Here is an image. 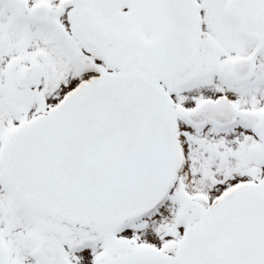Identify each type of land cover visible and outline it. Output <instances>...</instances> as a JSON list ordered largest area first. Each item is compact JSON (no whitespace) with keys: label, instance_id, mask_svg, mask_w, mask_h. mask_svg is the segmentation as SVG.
I'll return each instance as SVG.
<instances>
[{"label":"snow or ice","instance_id":"snow-or-ice-1","mask_svg":"<svg viewBox=\"0 0 264 264\" xmlns=\"http://www.w3.org/2000/svg\"><path fill=\"white\" fill-rule=\"evenodd\" d=\"M0 264H264V0H0Z\"/></svg>","mask_w":264,"mask_h":264}]
</instances>
